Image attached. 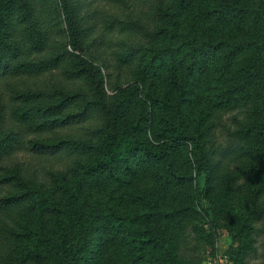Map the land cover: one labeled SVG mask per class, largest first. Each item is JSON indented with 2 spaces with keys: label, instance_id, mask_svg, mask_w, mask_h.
<instances>
[{
  "label": "trees",
  "instance_id": "obj_1",
  "mask_svg": "<svg viewBox=\"0 0 264 264\" xmlns=\"http://www.w3.org/2000/svg\"><path fill=\"white\" fill-rule=\"evenodd\" d=\"M83 4L0 0V258L181 264L183 222L218 190L242 191L217 189L219 113L233 114L238 139L222 157L257 160L250 176L264 178V0H161L144 31L121 12L94 20ZM100 25L130 36L116 54L136 66L126 86L107 83L91 56ZM135 32L147 41L130 43ZM55 71L62 80L50 88L27 85ZM86 123L74 137L30 138ZM23 150L68 160L31 167L15 162Z\"/></svg>",
  "mask_w": 264,
  "mask_h": 264
},
{
  "label": "rangeland",
  "instance_id": "obj_2",
  "mask_svg": "<svg viewBox=\"0 0 264 264\" xmlns=\"http://www.w3.org/2000/svg\"><path fill=\"white\" fill-rule=\"evenodd\" d=\"M160 1L83 0V5L84 10L88 9L97 21H101L103 15L109 16L116 12L123 13L127 19L131 15L132 19L141 23L142 27L139 29L144 31V29H154ZM142 34L143 32H135L131 36L133 40L130 43H145L147 38ZM92 37L104 40V44L95 48L91 56L97 60V64L102 62L107 66L104 72L108 71L111 75L107 83L110 81V85L123 84L126 86L133 82L135 64H125L116 59L119 42L129 40L130 36L119 32L107 34L100 25ZM59 80H62L61 74L55 71L38 79H29L27 85L50 88L51 83L59 82ZM13 87L14 85L9 86V90L12 91ZM107 88L109 93H112V88L109 86ZM2 89L6 94L10 92L6 87ZM232 116L233 114L226 111L218 114L215 120L216 126L213 128L212 142L209 146L215 151V160L221 162L220 174L223 180L217 189H242V191L226 194L218 190L215 196L203 200L204 206L207 207L205 211L183 222L185 234L178 241V257L181 264H209V262L212 264H264V178L251 177L255 174V172L252 173V168L257 160H248L238 156L222 157L229 145H236L238 142L231 130ZM242 117L243 114H240V118ZM88 124L46 135H32L30 138L49 142L56 137H74L87 129ZM67 160L66 157L56 160L52 157H40L23 150L16 155L15 162L50 170L62 169ZM199 183L200 187L204 186L203 176L199 178ZM256 189L263 190L256 194ZM247 244L251 246L250 249H247ZM10 262L7 256L0 258V264H10Z\"/></svg>",
  "mask_w": 264,
  "mask_h": 264
},
{
  "label": "built area",
  "instance_id": "obj_3",
  "mask_svg": "<svg viewBox=\"0 0 264 264\" xmlns=\"http://www.w3.org/2000/svg\"><path fill=\"white\" fill-rule=\"evenodd\" d=\"M209 264H212L211 262H209Z\"/></svg>",
  "mask_w": 264,
  "mask_h": 264
}]
</instances>
